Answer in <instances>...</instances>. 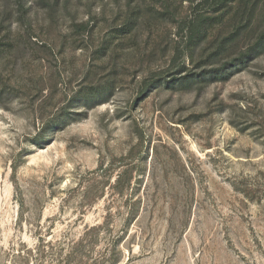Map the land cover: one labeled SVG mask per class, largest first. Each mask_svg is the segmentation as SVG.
Returning a JSON list of instances; mask_svg holds the SVG:
<instances>
[{
  "label": "rangeland",
  "instance_id": "374dc122",
  "mask_svg": "<svg viewBox=\"0 0 264 264\" xmlns=\"http://www.w3.org/2000/svg\"><path fill=\"white\" fill-rule=\"evenodd\" d=\"M128 1L25 0L24 21L0 0V264H264V49L227 79L137 98L193 7L173 0L172 19L148 9L166 0ZM137 7L135 29L110 37ZM73 20L92 27L79 34ZM254 39H236L226 58ZM108 81L93 103H70ZM126 167L119 195L110 186ZM105 220L111 231L85 234Z\"/></svg>",
  "mask_w": 264,
  "mask_h": 264
},
{
  "label": "trees",
  "instance_id": "16d2710c",
  "mask_svg": "<svg viewBox=\"0 0 264 264\" xmlns=\"http://www.w3.org/2000/svg\"><path fill=\"white\" fill-rule=\"evenodd\" d=\"M19 9V19L26 21L27 9L25 8V0H12ZM44 7L50 8L57 5L58 0H37ZM180 1V0H179ZM192 5V15L188 19H180L179 26L176 30L179 36V42L173 47V51L169 54L170 62L166 69L157 74H152L143 80L141 87L137 92V98L143 95L150 88L165 86L170 88L182 87L192 83H205L207 81H215L219 79H227L228 76L243 65L247 59L260 53L264 49V0H189ZM132 1H128L130 5ZM176 4L173 0L171 3L166 0L163 10H157L148 6L150 11L160 13L161 16L175 19ZM139 7L134 8L128 18L117 26L110 27V37H120L130 34L136 27L138 17L142 11ZM25 16V17H24ZM73 26L77 33L83 34L88 32L90 27L89 21L75 22ZM222 27V29H221ZM214 30H218L215 40L209 37ZM251 35L255 39L251 44L238 55L232 58H226L227 51L236 39L242 36ZM234 45V44H233ZM201 46L204 50L198 57L195 55V49ZM203 46V47H202ZM167 48V47H166ZM165 48V49H166ZM169 49V48H168ZM164 53L167 54L166 50ZM168 51V50H167ZM105 52V48L101 53ZM185 55L188 56L190 66L185 63ZM114 66L112 67V74ZM111 75V72H110ZM111 78V77H110ZM110 82H106L104 87L97 85H83L79 88L78 94L71 98L70 103L82 101L85 103H93L98 97L105 95L110 89ZM69 115L67 112L53 117L51 122L60 125L61 118ZM53 124V123H52ZM128 164V163H126ZM136 163L134 166L136 167ZM131 168L126 167L122 172L118 173L112 187L119 195L123 194L124 188L129 185ZM246 197L255 198V189L250 184H245L241 190ZM135 205L127 211L125 223H129L135 214ZM109 216V215H108ZM105 220L101 224L89 227L85 234L89 232H100L108 223ZM111 231L109 227H105ZM119 236L113 243L119 241ZM85 242V243H84ZM84 238H80L74 248L78 249L87 244ZM89 244V243H88ZM27 253L30 249L27 248ZM70 255H67V258ZM114 264V263H113Z\"/></svg>",
  "mask_w": 264,
  "mask_h": 264
}]
</instances>
